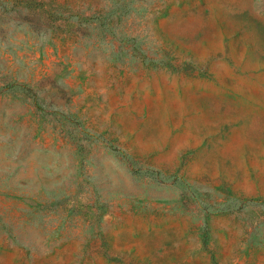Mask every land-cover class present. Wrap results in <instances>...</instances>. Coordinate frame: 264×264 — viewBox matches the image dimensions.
<instances>
[{"label":"rangeland","instance_id":"rangeland-1","mask_svg":"<svg viewBox=\"0 0 264 264\" xmlns=\"http://www.w3.org/2000/svg\"><path fill=\"white\" fill-rule=\"evenodd\" d=\"M231 216L264 264V0H0V264H232Z\"/></svg>","mask_w":264,"mask_h":264},{"label":"crops","instance_id":"crops-1","mask_svg":"<svg viewBox=\"0 0 264 264\" xmlns=\"http://www.w3.org/2000/svg\"><path fill=\"white\" fill-rule=\"evenodd\" d=\"M236 217V216H234ZM233 216L229 219L228 223L233 230L228 239V250L236 254L233 256L232 264H249L246 260L249 258L251 251V233L247 224L238 221ZM233 218V219H232ZM226 221V219H224ZM233 220V221H231ZM242 255V256H241Z\"/></svg>","mask_w":264,"mask_h":264}]
</instances>
